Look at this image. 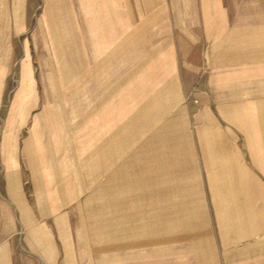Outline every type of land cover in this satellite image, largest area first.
Here are the masks:
<instances>
[{
	"label": "crops",
	"instance_id": "1",
	"mask_svg": "<svg viewBox=\"0 0 264 264\" xmlns=\"http://www.w3.org/2000/svg\"><path fill=\"white\" fill-rule=\"evenodd\" d=\"M51 2L60 14L53 25L67 40L75 77L67 79V99L60 92L66 82L59 81L66 77L43 78L46 86L36 103L43 110L36 124L49 114L61 148L68 146L62 142H68L69 131L106 130L107 110H117L123 99L124 53L137 52L139 60L151 44V66L165 69V87L158 90L163 109L170 111L163 114L175 116L161 126L162 148L151 149L154 223H163L165 244L181 261L264 264V0ZM3 15L0 52L5 53ZM7 69L4 55L0 84ZM35 86L33 70L24 63L15 108L20 120L36 99ZM96 163L101 168V159ZM95 168L89 167V183ZM5 169L0 264H58L60 248L50 223H65L61 209L83 194L75 171L68 175L71 187L51 180L45 188L38 166L30 167V178L21 169ZM101 174L98 190L105 193L108 177ZM98 201L88 203L105 206ZM131 213L134 218L138 212Z\"/></svg>",
	"mask_w": 264,
	"mask_h": 264
},
{
	"label": "rangeland",
	"instance_id": "2",
	"mask_svg": "<svg viewBox=\"0 0 264 264\" xmlns=\"http://www.w3.org/2000/svg\"><path fill=\"white\" fill-rule=\"evenodd\" d=\"M0 11V19L3 14L6 17L8 40L6 52H0L1 62L5 55L8 67L5 84H0V199L4 194L5 166L13 171L21 169L25 178L31 177L30 167L38 166L37 178L45 188L51 185V180L55 184L63 180V186L71 187L73 179L69 181L68 175L74 170L75 183L83 194L75 197V204L61 209L65 223H50L60 248L58 264H194V260L179 259L180 253L172 250L169 242L165 244L163 223H154L151 149L162 148L161 126L172 123L175 116L163 114L170 111L163 109L160 98L163 93L158 90L165 87V69L151 66V44L149 50L140 53L139 60H136L137 52L124 53L120 73L123 99L118 101L122 108L118 105L117 110H112L117 115L107 110L110 121L107 129L95 131L93 128L91 132L84 126L81 131H69L68 142H62L68 146L61 148L51 116H41L42 121L35 122L43 110L42 104L36 106L37 93L41 98L46 86L43 78L66 77L59 79L66 84L59 85L62 96L67 99V82L75 77L67 40L56 33L53 25L60 14L49 0H0ZM141 36L140 41L144 42ZM27 62L33 70L37 92L20 120L15 108L22 66ZM112 119L116 125L111 123ZM98 133L102 135L100 141L96 138ZM100 143L105 146L99 147ZM99 159L101 168L96 163ZM91 166H96L93 174L96 178L89 183L87 172ZM99 171L102 177H108L105 193L103 188L98 190L101 188ZM154 173L156 176L157 170ZM90 191L97 194L90 196ZM94 197L105 201V206L102 203L101 208L91 206L88 200ZM66 198L72 200L73 196ZM133 211L138 212L134 218Z\"/></svg>",
	"mask_w": 264,
	"mask_h": 264
},
{
	"label": "bare ground",
	"instance_id": "3",
	"mask_svg": "<svg viewBox=\"0 0 264 264\" xmlns=\"http://www.w3.org/2000/svg\"><path fill=\"white\" fill-rule=\"evenodd\" d=\"M20 114V113H19Z\"/></svg>",
	"mask_w": 264,
	"mask_h": 264
}]
</instances>
